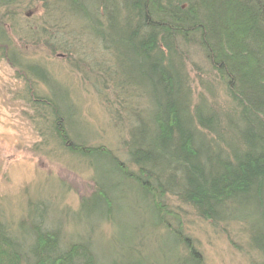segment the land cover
<instances>
[{
    "label": "trees",
    "instance_id": "1",
    "mask_svg": "<svg viewBox=\"0 0 264 264\" xmlns=\"http://www.w3.org/2000/svg\"><path fill=\"white\" fill-rule=\"evenodd\" d=\"M35 6L41 13L33 19L26 11ZM27 48L61 53L92 82L112 123L127 129V161L74 136L83 120L69 88ZM196 55L212 80L200 70L192 79ZM0 60L25 82L41 136L110 165L117 188L134 187L148 202L156 229L171 238L165 264H207L173 198L217 229L240 224L264 264V0H0ZM94 180L79 211L103 217L98 228L66 240L61 220L47 224L49 205L16 224L0 213V264H159L146 236L114 257L101 246L96 229L114 197Z\"/></svg>",
    "mask_w": 264,
    "mask_h": 264
},
{
    "label": "rangeland",
    "instance_id": "2",
    "mask_svg": "<svg viewBox=\"0 0 264 264\" xmlns=\"http://www.w3.org/2000/svg\"><path fill=\"white\" fill-rule=\"evenodd\" d=\"M26 13L35 19L41 11L35 6ZM26 51L33 54L34 59L49 63L50 72L63 87L69 88L83 120L80 126L75 121L74 136L87 139L92 145H106L127 161L122 143L127 129L123 131L112 123L98 89L84 78L83 72L74 71L61 53L50 55L44 49L35 48ZM92 56L100 60L99 53ZM192 61L201 66L196 69L194 63L188 65L194 81L198 78L197 70L202 72L200 75L205 74V80H212L200 56L192 57ZM38 84L35 90L46 94L48 89ZM25 87V82L17 78L16 70L0 60V213L5 220L16 224L28 216L39 218L49 205L47 224L52 226L61 220L66 240H76L84 232L98 228L97 223L103 218L94 211L83 208L79 211L82 198L95 191V178L107 183L114 197L109 220L100 231L96 229L101 246L114 257L128 247L130 241L135 243L146 236L152 249L148 248L149 257L165 264L169 255L166 241L170 245L171 238L169 240L164 232L156 229L157 217L147 210L148 202L134 193H138L134 187V191L130 186L117 188L120 178L112 173L110 165L92 160L88 163L65 152L52 136L48 141L41 136L32 120L33 111ZM170 205L181 213L185 232L194 238L207 264H261V258L248 243V236L240 224L217 229L175 198L170 199Z\"/></svg>",
    "mask_w": 264,
    "mask_h": 264
}]
</instances>
